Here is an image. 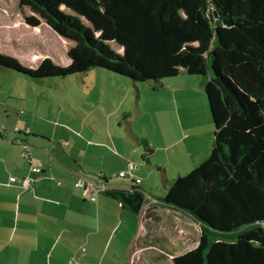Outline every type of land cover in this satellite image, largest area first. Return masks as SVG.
Listing matches in <instances>:
<instances>
[{
	"label": "trees",
	"instance_id": "obj_1",
	"mask_svg": "<svg viewBox=\"0 0 264 264\" xmlns=\"http://www.w3.org/2000/svg\"><path fill=\"white\" fill-rule=\"evenodd\" d=\"M16 1L31 11L29 26L43 20L71 45L66 65L44 57L33 68L0 51L5 70L37 79L102 68L154 89L181 71L203 78L211 151L185 176L168 181L158 198L196 221L202 234L171 261L264 264V0ZM104 192L135 215L150 201L139 181ZM142 227L135 250L149 246L144 239L152 226L144 221Z\"/></svg>",
	"mask_w": 264,
	"mask_h": 264
},
{
	"label": "rangeland",
	"instance_id": "obj_2",
	"mask_svg": "<svg viewBox=\"0 0 264 264\" xmlns=\"http://www.w3.org/2000/svg\"><path fill=\"white\" fill-rule=\"evenodd\" d=\"M31 14L16 0H0V51L32 68L44 57L66 65L71 42L57 36L43 20L29 26L26 17ZM0 102L5 103L2 109H16L19 116L16 127H7L8 135L13 136L19 127L43 130L60 154L74 152L94 181L102 182L98 177L103 174L111 188L140 182L150 200L141 214L121 210L115 200L99 197L100 205H108L109 211H114L110 203L115 206L117 217L109 218L118 224L106 249L98 250L97 262L172 264L173 254L196 245L201 226L161 206L158 198L168 181L185 176L211 151L213 123L201 76L181 71L154 89L151 82L133 84L102 68L35 79L0 67ZM148 212L157 218L145 215ZM141 216L152 229L144 239L149 246L135 250V241L144 232Z\"/></svg>",
	"mask_w": 264,
	"mask_h": 264
},
{
	"label": "crops",
	"instance_id": "obj_3",
	"mask_svg": "<svg viewBox=\"0 0 264 264\" xmlns=\"http://www.w3.org/2000/svg\"><path fill=\"white\" fill-rule=\"evenodd\" d=\"M3 104L0 102V264H69L72 258L79 264H100L98 250L106 249L118 224L109 218L117 217L115 206L110 203L114 211H109L108 205H100V196L110 197L102 191L92 201L89 192L74 186L79 178L94 181L92 173L71 150L60 154L47 132L19 127L20 133L15 130L13 136L8 135L7 127H16L19 116L16 109H2ZM25 131L31 134H23ZM17 138L29 146L30 160L21 156ZM30 164L41 171L30 172ZM10 176L17 180L9 181ZM23 178L29 180L27 187L21 186ZM116 207L124 210L120 203Z\"/></svg>",
	"mask_w": 264,
	"mask_h": 264
},
{
	"label": "built area",
	"instance_id": "obj_4",
	"mask_svg": "<svg viewBox=\"0 0 264 264\" xmlns=\"http://www.w3.org/2000/svg\"><path fill=\"white\" fill-rule=\"evenodd\" d=\"M17 130V129H16ZM15 142L19 145H21L22 147V152L21 155L24 158H30L29 156V146L24 143L21 142L20 139H16ZM129 170L133 169V165L130 164L128 167ZM30 171L32 173H39L41 171V169L37 166L34 165H30ZM124 172H120V176H124ZM17 178L14 176H10L9 177V181L14 182L16 181ZM29 183L28 178H23L21 180V186L22 187H27ZM74 186L78 187V188H82L84 192H89L90 194V200L92 201H96L97 200V196L100 192L102 191H106L107 190V186L105 184V182H95L93 180L87 179V178H79L74 182ZM83 249V248H82ZM69 264H79L75 259H71Z\"/></svg>",
	"mask_w": 264,
	"mask_h": 264
},
{
	"label": "water",
	"instance_id": "obj_5",
	"mask_svg": "<svg viewBox=\"0 0 264 264\" xmlns=\"http://www.w3.org/2000/svg\"><path fill=\"white\" fill-rule=\"evenodd\" d=\"M57 36H59V35H57ZM60 37V36H59ZM62 38V37H61Z\"/></svg>",
	"mask_w": 264,
	"mask_h": 264
}]
</instances>
